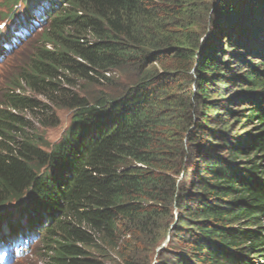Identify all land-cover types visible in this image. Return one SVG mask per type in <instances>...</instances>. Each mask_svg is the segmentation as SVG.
Returning a JSON list of instances; mask_svg holds the SVG:
<instances>
[{
  "label": "trees",
  "instance_id": "16d2710c",
  "mask_svg": "<svg viewBox=\"0 0 264 264\" xmlns=\"http://www.w3.org/2000/svg\"><path fill=\"white\" fill-rule=\"evenodd\" d=\"M233 1L220 0L219 18L213 21L218 34L236 47L230 53L239 59L241 45L233 34L250 24L247 33L257 36L260 25L251 16L264 0H243L244 6L239 4L242 0ZM196 3L52 2L56 12H50L43 44L22 60L19 76L12 80L15 88L8 85L13 91L0 100V208L30 192L38 210L52 214L43 239L49 264L111 260L132 264L126 258L132 245L152 234L157 220L171 207L185 215L181 225L187 227L182 236L187 258L179 264H264V77L252 66L244 72V80L253 85L243 92L251 97L244 100L254 108L244 116L247 120H237L241 127L257 117L259 133L247 138L243 148L226 136V143L211 149L222 150L225 145L228 156L199 157L196 162L191 157L197 141L193 129L184 147L181 127L174 126L165 100L158 101L167 80L159 86V77L147 68L168 55L177 70L184 71L182 67L193 62L198 95L211 97L206 75H221L220 53L213 41L195 59L199 40L194 43L184 35L191 30L185 25H194ZM262 67L264 71V63ZM116 73L127 75L129 86L118 84ZM77 81L83 83L80 90L75 89ZM95 84L121 87L116 96H82L86 86ZM23 88L41 94L57 109L73 112L62 138L50 150L44 148L48 146L44 136L29 133L30 126L20 115L39 110L45 119L38 122L45 129L58 123L57 115L27 97ZM19 89L22 93L16 94ZM197 129L204 134V125ZM187 161L203 165V181L196 188L202 195L195 209L182 197L185 189L179 177Z\"/></svg>",
  "mask_w": 264,
  "mask_h": 264
},
{
  "label": "rangeland",
  "instance_id": "374dc122",
  "mask_svg": "<svg viewBox=\"0 0 264 264\" xmlns=\"http://www.w3.org/2000/svg\"><path fill=\"white\" fill-rule=\"evenodd\" d=\"M219 1L220 0H196L197 6H195V10H193L191 18V22L194 25L191 27V25L187 23L185 26L190 27L191 30L184 33L185 39L191 41L194 39L199 40L197 46L198 49L195 52V59L199 58L205 48L209 49V45L212 44L209 42L213 41L216 45L212 46L215 47L216 52L218 51L220 53L218 55V62L219 66L223 68L221 75H217L216 72L208 73L206 75L209 81L208 92L211 97L207 98L204 95L200 97L198 95L196 84L194 82L197 72L194 68L193 62L188 64V66L182 67L184 71L176 69L171 55H168L167 57L161 56L159 61L155 60L150 64H147V68L155 72L159 77V80L157 81L159 86L162 80H167L164 85L167 86V88L166 90H161L158 101L162 102L165 100L164 102L170 108L168 112L174 115V126L177 128L181 127L178 131L180 142L184 147L187 146L188 138L190 136L189 134H191L193 129V137L197 141L195 143L193 142V145L191 146V150L194 153L191 157L195 158L196 162L199 157L210 159L214 155L228 156L227 153H225V149H227L225 145L222 147V150H219L216 147L214 150L211 149L212 146L220 145L224 142L226 143V136H232V141L242 144V148L247 147V138L259 133V130L262 128L261 125H259L257 117L251 122H244L241 127H239L237 120L239 118L242 121L247 120L244 116L252 114L251 109L254 108L253 104L244 100V98L250 96H248V94L244 95L243 92L250 91L253 86L251 82L244 80L246 77V73L244 72L251 70L252 67H254L255 71L264 77V71H262L264 57L260 54V52H263L264 54V45L262 47L260 45V43L264 41V4L260 5V7L256 9V12L251 16V18H254L253 23L257 24V22H259L260 25V30L257 32V36L247 33L249 29L252 30L250 24L247 29H240L233 34V38L241 45V49H237V51L240 52V57L238 59L237 54L230 53L231 50H236V47L233 48L234 46L231 41L224 37L222 38V36L216 31V25L213 20L214 18H219L216 10ZM1 2L2 0H0V12H3L7 9L3 7ZM232 3H234L233 0ZM239 4L244 6L245 3L243 4L242 0V3ZM227 24L229 23L226 22L225 25ZM44 32H46V30ZM44 32L40 35L38 33L35 38L39 35V40L44 39L46 35ZM237 32L244 36L239 37ZM218 40L221 42V46H218ZM257 40H259V42H256ZM251 50L255 51L256 54L251 53ZM31 53V48L23 49L14 57L2 62L0 65V100L6 98L3 95L8 90V85L15 88L13 85H16V83H13L12 85V80L16 82V78L19 76L16 72H20L22 60ZM243 59L248 61L250 66L245 65ZM113 78L116 82H119H117L118 84L124 83V86H129L128 83H131L128 76L124 74L120 75L116 73ZM172 78L173 81L168 82V80ZM221 80H223V82H221ZM82 84L83 83L80 81H77V87L75 89L80 90ZM120 87L121 86L118 85L108 88L105 84L88 85L85 87L86 89L83 88L82 96H88L90 99L93 96V93L96 95L116 96L119 94L118 91H120ZM23 91H25L27 97L39 102L42 107H50V109L57 115L56 121L58 120V123L46 129L41 127V124L38 122L40 120L44 121L45 119L41 118V114L38 113L39 110H36L37 114L24 111L22 112L24 114L20 115L29 124V133L33 135L34 133L39 132V136L40 134L44 136V139L48 144V146H45L44 148L50 150V145L55 144L61 138L64 130L71 123L73 112L72 110L63 108L57 109L41 94L33 93L26 88ZM258 91L259 90H254L253 93ZM19 93H22V91L20 89L16 90V94ZM210 99L211 101H209ZM262 105L264 106V104ZM177 117L179 119H176ZM190 118L192 119V122H190ZM200 124L204 125V134H201L197 129ZM202 166L203 165L199 166L187 161L186 171L184 172L183 177H179L182 181V186H184L185 189V195L182 197L183 199H186V202H191L190 207L193 209L196 208L198 197L202 195V193L199 194L196 189L201 183V179L203 181V173L201 172ZM11 205L12 204H8L6 208H10ZM11 215L14 216L13 223L19 222L22 218L18 208L14 209ZM183 217H185V215H182L178 209L171 207L168 210V213L157 220V224L155 223V226L157 227L152 234L138 239L137 244L132 245L131 251L126 258L131 260L130 262L132 264H179V262L183 260V257L186 259L187 251L183 250L185 242L184 239H182V236H185L183 228L187 229V227L181 225V219ZM20 264H49V262L46 259L41 260L38 254H36L29 256ZM108 264H125V261L123 260L119 262L115 260V263H112L111 260Z\"/></svg>",
  "mask_w": 264,
  "mask_h": 264
},
{
  "label": "clouds",
  "instance_id": "9594fccd",
  "mask_svg": "<svg viewBox=\"0 0 264 264\" xmlns=\"http://www.w3.org/2000/svg\"><path fill=\"white\" fill-rule=\"evenodd\" d=\"M50 3H52V2H50ZM48 5H49V4H48ZM48 5H47V7H49ZM45 10H46V8H43L42 11L44 12ZM45 12H47V10H46ZM48 25H49V23H48ZM48 25H47L46 27H43V28L40 29V31L38 32L39 35H40L41 33H43V31H44L46 28H48ZM39 35H38V37H39ZM38 37L35 38V41H36V42L34 43V46L31 47L32 51L35 50V49H37L40 45L43 44V40H39ZM48 47H49V46H48ZM20 69H21V67H20ZM55 144H57V142H56ZM53 145H54V144H53ZM51 147H53V146L50 145V149H51ZM29 195H30V196H29ZM15 203H16V202L7 203L6 205L2 206V207L0 208V210H4V209H6V206H7L8 204H12L11 207L13 208V210H14V209H17L16 207H20L24 212H26V211H27V208H30V207L36 205L37 200H36V198H35L32 194H30V192H26V194H24L23 198H21L20 200H18L16 204H15ZM17 205H18V206H17ZM29 206H30V207H29ZM11 207L9 208L10 213H12V211H13ZM43 213H44L43 211H40V214L37 215L38 218H39V223H40V225L45 224V222L48 221V220L52 217V214H51V213H49V214H43ZM40 216H41V217H40ZM5 232L8 234L7 231H5ZM19 237H20V236H18V238H19ZM47 253H48V252L46 251V257L44 258V259H46V260H47V258H48ZM44 259H42V260H44ZM47 261H48V260H47Z\"/></svg>",
  "mask_w": 264,
  "mask_h": 264
}]
</instances>
